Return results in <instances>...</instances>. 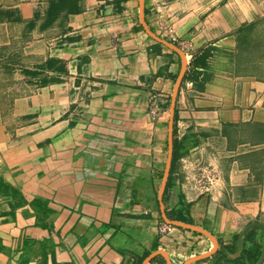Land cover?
<instances>
[{"label": "crops", "instance_id": "obj_1", "mask_svg": "<svg viewBox=\"0 0 264 264\" xmlns=\"http://www.w3.org/2000/svg\"><path fill=\"white\" fill-rule=\"evenodd\" d=\"M144 2L152 31L171 41L163 20L186 40L171 41L185 67L147 33L140 0H0V264H249L261 251L259 228L237 243L264 224V78L235 53L264 11ZM205 166L218 179L201 193Z\"/></svg>", "mask_w": 264, "mask_h": 264}, {"label": "trees", "instance_id": "obj_2", "mask_svg": "<svg viewBox=\"0 0 264 264\" xmlns=\"http://www.w3.org/2000/svg\"><path fill=\"white\" fill-rule=\"evenodd\" d=\"M236 61L239 71L256 73L264 78V15L242 24L237 30ZM0 186H5L0 179ZM251 229L247 236H250ZM260 256V250L249 262L253 264ZM53 264H59L54 262Z\"/></svg>", "mask_w": 264, "mask_h": 264}, {"label": "water", "instance_id": "obj_3", "mask_svg": "<svg viewBox=\"0 0 264 264\" xmlns=\"http://www.w3.org/2000/svg\"><path fill=\"white\" fill-rule=\"evenodd\" d=\"M144 14H145V2L144 0H140V18H141V22L142 24L144 25V27L146 28V31L147 33L152 36L153 38H155L156 40H158L159 42H162L163 44L169 46L170 48L178 51L181 55H182V58H183V64H184V67L186 65V58H185V55L184 53L182 52V50L176 45L174 44L173 42L171 41H168L162 37H160L159 35H157L154 31H152L147 23L145 22V17H144ZM179 84V83H178ZM177 84V85H178ZM173 128H171L172 130ZM171 135H172V131H171ZM172 138V136H171ZM171 158H172V144H171V147H170V157H169V163H168V168H170V162H171ZM166 179H167V176H165L164 178V181H163V187H162V192L164 191V188H165V184H166ZM253 228H259L263 234H264V224L261 223V222H251L249 223L240 233V235L238 236V243H237V247H238V255L243 251V248H244V242H245V236L247 235V233L253 229ZM210 256V254H204V255H201V256H198L195 259H203V258H206ZM264 263V237H263V242H262V246H261V251H260V256L259 258L256 260V262H254L253 264H263Z\"/></svg>", "mask_w": 264, "mask_h": 264}, {"label": "built area", "instance_id": "obj_4", "mask_svg": "<svg viewBox=\"0 0 264 264\" xmlns=\"http://www.w3.org/2000/svg\"><path fill=\"white\" fill-rule=\"evenodd\" d=\"M160 29L165 32L173 42H178L179 45L184 47L186 40L176 34L172 25L164 23L163 20L159 21ZM218 173L212 166L200 167L194 173V180L196 181L201 193L208 192L217 182ZM173 225L160 221L157 224V230L159 233L164 234L173 229Z\"/></svg>", "mask_w": 264, "mask_h": 264}, {"label": "rangeland", "instance_id": "obj_5", "mask_svg": "<svg viewBox=\"0 0 264 264\" xmlns=\"http://www.w3.org/2000/svg\"><path fill=\"white\" fill-rule=\"evenodd\" d=\"M246 2L252 7L256 8V6L264 11V0H246ZM4 67V66H3ZM1 67L3 70H9V66L7 67Z\"/></svg>", "mask_w": 264, "mask_h": 264}]
</instances>
